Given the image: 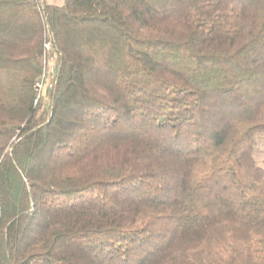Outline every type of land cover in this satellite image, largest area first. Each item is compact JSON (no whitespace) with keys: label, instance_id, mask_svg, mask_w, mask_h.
Returning <instances> with one entry per match:
<instances>
[{"label":"trees","instance_id":"1","mask_svg":"<svg viewBox=\"0 0 264 264\" xmlns=\"http://www.w3.org/2000/svg\"><path fill=\"white\" fill-rule=\"evenodd\" d=\"M262 135L264 0H0V264H264Z\"/></svg>","mask_w":264,"mask_h":264},{"label":"built area","instance_id":"2","mask_svg":"<svg viewBox=\"0 0 264 264\" xmlns=\"http://www.w3.org/2000/svg\"><path fill=\"white\" fill-rule=\"evenodd\" d=\"M51 50V44L47 43L45 44V51L49 52ZM51 59L52 58H44V63H45V67H44V71H43V75H42V79L40 82H38L35 85V88L38 92V99L36 101V103L38 102V100L42 97H44V93L47 89H52V87L55 84V65H51Z\"/></svg>","mask_w":264,"mask_h":264},{"label":"rangeland","instance_id":"3","mask_svg":"<svg viewBox=\"0 0 264 264\" xmlns=\"http://www.w3.org/2000/svg\"><path fill=\"white\" fill-rule=\"evenodd\" d=\"M64 0H46L49 4H60ZM55 63V57H52L51 59V65H54ZM261 139L258 141V144L256 146L255 152H254V158L258 164L259 167L264 169V135L260 137Z\"/></svg>","mask_w":264,"mask_h":264},{"label":"crops","instance_id":"4","mask_svg":"<svg viewBox=\"0 0 264 264\" xmlns=\"http://www.w3.org/2000/svg\"><path fill=\"white\" fill-rule=\"evenodd\" d=\"M45 1H46V0H45ZM46 3H47V2H46ZM48 4H49V3H48ZM61 4H63V2H62V3H60V4H57V5H61ZM52 5H56V4H53V3H52Z\"/></svg>","mask_w":264,"mask_h":264}]
</instances>
